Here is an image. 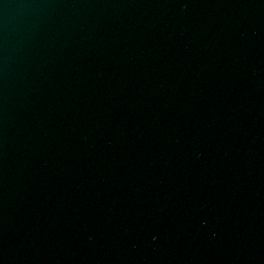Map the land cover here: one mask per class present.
Instances as JSON below:
<instances>
[{"label": "water", "instance_id": "water-1", "mask_svg": "<svg viewBox=\"0 0 264 264\" xmlns=\"http://www.w3.org/2000/svg\"><path fill=\"white\" fill-rule=\"evenodd\" d=\"M0 264H264V0H0Z\"/></svg>", "mask_w": 264, "mask_h": 264}]
</instances>
